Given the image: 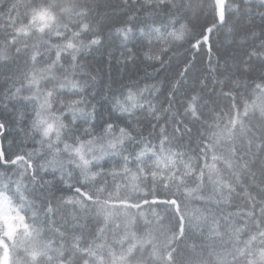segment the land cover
<instances>
[{"label":"snow or ice","instance_id":"snow-or-ice-1","mask_svg":"<svg viewBox=\"0 0 264 264\" xmlns=\"http://www.w3.org/2000/svg\"><path fill=\"white\" fill-rule=\"evenodd\" d=\"M0 264H264V0H0Z\"/></svg>","mask_w":264,"mask_h":264}]
</instances>
